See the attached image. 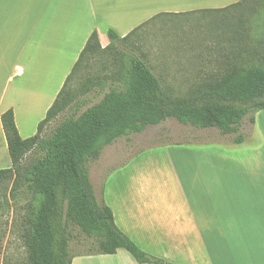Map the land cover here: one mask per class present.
<instances>
[{
    "label": "trees",
    "instance_id": "trees-1",
    "mask_svg": "<svg viewBox=\"0 0 264 264\" xmlns=\"http://www.w3.org/2000/svg\"><path fill=\"white\" fill-rule=\"evenodd\" d=\"M193 15L216 23L210 34L216 31L224 53L219 69L185 94L156 76L145 54L133 53L131 40L139 32L156 21L181 17L159 15L124 38L108 30L105 49L94 32L35 136L21 138L12 109L1 115L12 166L0 170V210L20 196L29 199L24 264H73L72 227L96 240L99 255L125 250L139 264H169L118 228L113 210L97 199L90 165L119 139L171 119L199 130L216 129L224 137L238 135L234 144L244 141L245 119L252 115L254 124V115L264 111V0H240ZM92 92L102 98L90 106ZM61 117L44 138L47 127Z\"/></svg>",
    "mask_w": 264,
    "mask_h": 264
},
{
    "label": "crops",
    "instance_id": "crops-1",
    "mask_svg": "<svg viewBox=\"0 0 264 264\" xmlns=\"http://www.w3.org/2000/svg\"><path fill=\"white\" fill-rule=\"evenodd\" d=\"M239 2L0 0L1 149L9 154L1 115L12 109L21 138L35 136L94 32L105 49L108 30L124 38L159 15L186 18ZM172 151L178 156L171 165L172 202L158 196L153 209L149 198L126 195L122 220L109 205L118 228L157 259L170 247L186 249L187 264H264V147L245 154L191 146ZM115 264L139 263L120 258Z\"/></svg>",
    "mask_w": 264,
    "mask_h": 264
},
{
    "label": "rangeland",
    "instance_id": "rangeland-1",
    "mask_svg": "<svg viewBox=\"0 0 264 264\" xmlns=\"http://www.w3.org/2000/svg\"><path fill=\"white\" fill-rule=\"evenodd\" d=\"M168 18L146 27L131 41L136 46L134 55L139 57L141 53L145 54L153 73L180 95L203 83L202 80L219 69L224 48L217 45L219 39L216 31L210 34L211 26L216 24L210 17L192 14L186 18ZM98 66L100 64L95 69ZM88 98L89 105L92 106L102 97L92 92ZM261 112L257 117V124L254 122L252 128V115L245 119L244 128L240 132L245 138L242 145H233L238 135L224 137L216 129L199 130L172 119L150 127L143 133L119 139L103 150L99 161L90 165L91 183L97 199L112 206L119 220L124 216L126 195L133 196L137 202L140 196L149 198V205L153 209L158 196L171 203V165L172 161L176 160V164L178 162V156L174 157L175 151L172 149L177 146L212 147L216 151H240L244 154L252 147L262 149L264 111ZM61 121L62 117L47 127L43 137L48 138ZM8 162V152L5 153L0 147V170L8 169ZM181 168L179 165V171ZM28 202L29 199L20 196L17 201L9 203V209L0 210V264H24L28 260V251L22 238L26 211L24 207ZM71 233L69 250L74 259L80 260L76 264H115L120 258L135 261L125 250H120L117 256L99 255L95 239L87 237L76 227H72ZM186 252V249L178 251L167 247L164 248L161 259L169 264H187Z\"/></svg>",
    "mask_w": 264,
    "mask_h": 264
}]
</instances>
